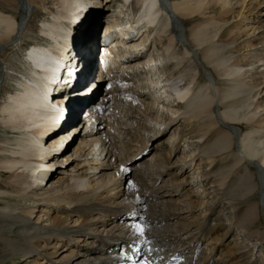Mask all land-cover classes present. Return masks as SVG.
Listing matches in <instances>:
<instances>
[{
  "label": "rangeland",
  "instance_id": "rangeland-1",
  "mask_svg": "<svg viewBox=\"0 0 264 264\" xmlns=\"http://www.w3.org/2000/svg\"><path fill=\"white\" fill-rule=\"evenodd\" d=\"M166 1L169 4H171L172 2L179 0H166ZM68 2H69V7L68 9H66L65 2H63L62 0H41V1L35 0L32 6H30V8L33 9L34 11L33 16L28 18L29 20H27L23 31H21L22 33L20 35L17 34V36H15L13 40L9 39L5 42H0V47H1L0 107L1 105H3L8 101V97L11 93H14L16 90L19 89L18 80L22 79V75L19 76L18 74H25L29 68V65L25 63V58H24L28 49H30L36 43H45V44L50 43V40L43 35L40 29L43 20L45 19L50 20L52 18V14L51 13L49 14L48 12H52L55 14L65 12L63 23L67 31L71 29L72 35L73 37H75L77 30L80 29L81 27L87 30L92 26V23L89 25L86 24V18H88L90 14L92 16H95L96 19L93 23L95 24V26L97 25L100 28L102 24H106L107 18H110L109 17L110 14L115 15V11L117 10V7L121 2H123V0H68ZM131 2H132L131 8L133 9L132 11L135 12L139 6V0H132ZM210 7H214L215 8L214 11L205 12L204 16L201 17L202 19L198 22L192 21L190 19L189 23L186 24L184 23V19L182 17L180 18L179 22H181L183 38H178V36L176 37L174 33L171 34L169 32H165L162 35L160 33L161 30L158 29L159 27L152 28L151 35L153 36L152 38L154 41L151 43L150 52L148 54H146L145 52V54L147 55L146 57L148 56L150 58L151 56L155 57L156 65L161 63L162 59L164 60L165 64L162 67L159 68L157 67L155 69L153 68L152 70L151 69L149 70L147 68V69H141L138 73H133V72L132 73L128 72V73L129 75H131V77L135 81V84H137L138 86V87L135 86V88L136 89L139 88L143 90L147 96H150L149 94L153 92V98L143 97L142 99L139 100L140 102L137 100L136 102H134L133 100H131L133 97L130 98L129 94L127 93L123 94L120 91V85L117 82H115L114 80L112 81L110 79L109 81L108 78H103V80L105 81H103L102 83L100 79L101 82L100 87L95 91L96 99L99 98L98 99L99 101L97 102L96 106H98L99 108L103 104L102 106L104 107V110L103 113L102 111L99 114L94 113V117L92 120L94 122L92 126H98V123L101 121L100 130H102V134L97 133L94 136L85 135L86 133H88V130H85L87 126V122L84 121L87 118H90L89 116L90 111L93 112V111H97L98 109L97 107H94L95 108L94 110V108L91 107L89 111L87 109L86 112L82 114V117L79 121L73 124V126H75L81 123L78 132H76L75 136L69 142L70 144L68 147L69 150L67 148L62 153H66L67 151L69 152V154H71V152L74 151V148L78 146L79 141L83 137L87 136L86 139L90 140L92 137L99 136L100 134L106 135L104 140L107 141V148L102 149L104 146H102L101 143L103 142L101 143L99 142L98 145L96 146V149L99 148V152H97L96 154L94 153L84 156L74 155L68 157V159L66 157L64 159V164H62L61 166H59V164L57 166H53L54 170L51 172L52 177H54L55 175H61L68 179H70L72 175L91 177L92 183L90 184L94 187L95 190L91 189L93 188L92 186L87 189L86 188L79 189V191L82 193L83 201L79 200L77 197L74 198L73 196L72 198L73 204L67 205L68 212L58 211V208L54 209L51 206L53 205L54 201L47 202V201L39 200L36 203H32L31 201H29L31 197L30 198L27 197L28 199L26 198L22 202L17 201V204H15L14 202L13 204H15V206L20 209V210L18 209L16 212L18 214L20 213L19 214L20 217H23L27 220V223H23V221H21L22 222L21 224L22 225L24 224L25 226L27 225L26 227H29L27 229L25 228L28 232L30 233L36 232L34 231L36 229H32L31 226L36 228L43 227V230L52 229L53 231H55L56 229L58 230L62 229L64 231V229L66 228L65 229L66 232L69 231V234L71 235L69 236L72 237L73 239L72 240L73 242H71V244L68 245L69 247H74L76 246L78 239L74 241L75 239L74 237H76V235H73L74 232L72 231L77 229L87 231L86 233L89 234L90 237L92 236L95 237L99 235L101 236V240H110L109 238L112 237L113 233L117 229L118 230L121 229V231L120 230L117 231L115 235L121 234L124 237L127 236L128 238L126 237V239H131V240L133 239L134 244H139L137 241H135L136 239H138V237H135L136 235L144 236L147 233H149L150 230L152 231L156 229L154 231L155 235H150L147 237L151 238V236L152 237L157 236L159 239H153L152 240L153 243L151 242L152 244L151 243L149 244L150 248H147L146 251H153L154 249L157 250L159 248L157 251L158 252L161 251V255H165L166 253H172V249H174V247L172 248L171 245L177 243L179 239H181V241L178 242L177 244L187 239H191V244H193L194 246L190 248L191 252L187 253L188 250H185V252L183 253V257L185 258L184 260L182 259L183 262L181 261L183 264L185 263L188 264V261L189 264L192 263V261L199 264H215V262L217 261L218 264H234L233 261H229L231 257L229 256L230 254L228 250L229 248L232 249V246L236 241L241 242L242 240H244L245 242L249 243L250 249L246 248V252L248 251L247 256L249 257V259L251 257V260L253 261L252 264H264V243H262L261 241L258 242L257 239H255L254 237H250V235L246 233L247 232L246 228L239 225L238 223L240 216L236 217V214L239 210L240 203L238 202L239 198L238 199L235 198L236 190H234L232 186L228 188L226 184L218 186V184H221L222 176L227 175V179H229L228 177L232 176V174H234L237 171L241 172L237 174L238 177L243 175L244 172L247 173V171H251V173H253L254 182L257 183L260 181L257 175V170L255 168L256 167L255 164L257 163L260 164L259 163L260 160L257 158L247 157L245 152L243 151V147L240 142L244 130L239 125L230 124V122L225 119L224 113L221 109V99L219 98L220 91L225 87L228 88L231 87L232 91H235V89L236 90L240 89V87L237 84L236 80L234 79H231L230 81L227 80L226 79L227 77L225 78V76L220 74L221 71H219L220 73H217V71L213 69V66L211 64L205 62L202 55L203 52L201 51L203 50L204 45L201 46L196 45L189 31L190 27H192L196 23L203 21V18L219 21L218 22V24L220 25L219 27L220 29L218 33L219 37L217 35L213 39V42L216 43V45H221L222 47H225V49L229 51L227 52V56H226L228 59L227 66L235 65V64H242V65L245 64V66L241 70L242 73L244 70L251 69L254 66V64L255 66L262 64V62L255 63V61L256 59L258 60L259 57H262L264 55V27L262 26L264 24V0H205V11ZM157 9L159 13L162 11L160 13L161 16L160 22H164L165 20H167L168 17L166 13H164V11L161 10L159 7H157ZM0 11L4 13L12 14L17 17L18 4L15 2V0H9V2L6 0H0ZM224 11L227 12L226 13L227 22L222 19V14L225 13ZM124 17H122L123 20H125ZM126 24H128V21ZM170 25H172V23ZM171 27H173V25ZM171 27L169 26L168 28L171 29ZM156 29L158 30V32ZM140 30L141 29H138V32H140ZM170 31L174 32L173 28ZM128 32L129 35H132V32L130 30H128ZM124 35L127 34L124 33ZM233 36H235L237 40H235ZM71 40H72L71 35L69 34V39L66 42V47H68L71 44ZM77 40L78 38L75 41V45L77 44ZM155 41L157 46H155ZM170 41L173 42V45L172 47H170V49H168V44L170 43ZM18 42L19 44H17ZM16 44L17 46L13 47ZM70 48H73V42L70 45ZM79 49H80V45H77L75 50H79ZM81 52L82 53L86 52V48L84 46L81 49ZM89 53L90 52H88V54ZM152 53L154 54V56L152 55ZM182 59L185 60L186 62L185 66L187 70L183 71L181 74L174 75L175 67H176L175 65L179 60ZM71 63L72 62L68 60V62H66L65 65H63V68H65L64 70L70 67ZM79 63L81 65V60L79 61ZM183 64L182 67L180 66L181 69L184 68ZM186 64H189L190 66L189 69ZM156 65H152V66L155 67ZM80 67L81 66H79V68ZM259 69H262L261 71H263L264 64ZM82 71L84 74L87 73L84 70ZM118 71H120L119 75L123 74V72L120 69L117 70V74ZM57 72H58V65L55 70V76ZM251 72L252 71H250L248 74H250ZM62 76L70 77L68 74H64V72L62 73ZM91 76L95 78L94 73L91 74ZM201 77H205L206 79H208L209 82L206 86H201L200 83H204V81H201ZM159 78H162L161 82H163L161 84V87L155 86V82H157ZM169 78H172L173 82L175 81V83L176 82L181 83L182 86L186 84V86L190 87L187 101L190 100L192 96L193 97L196 96L195 93L198 92L199 90L198 88H202L204 91L207 92V94L213 96L214 102L211 105L215 109L214 113L212 114V117L217 120V125H215V127H220L224 129V131L228 132L230 136L233 137L232 143L230 144L229 147L222 149L221 152L211 151L210 149L208 150V144H210V140L207 141L205 139H198V138L192 139L189 137L190 132L198 123L200 117L194 118L193 113L190 112L192 108L191 101L189 102L183 101L179 107L174 106L173 108H169L168 106L165 105L166 101H164V98L167 99L170 94H173L172 96L174 97L176 94L174 91H171L172 87H170L167 83V80H165ZM254 78L255 76L246 79L244 86L246 87L248 93L246 92L245 94H243L244 97H246L248 103L250 102V104L248 105L247 108L244 109V111L246 114L248 113L252 117L250 119L248 118L245 120L243 119L241 120V122L243 123L249 122L251 124L257 121L256 123H254L257 126L252 124L253 126H256L255 128L258 129L257 131H255V133L264 135V122H262L261 124H257L259 123V120L261 121L264 119V100H263L264 83L259 86L257 85L258 81L264 82V77L263 78L259 77L257 78V80L256 79L254 80ZM183 81H185L184 84ZM190 81H192V83ZM88 82L89 81L84 82L81 88L85 87L88 84ZM77 86L78 85L76 83L75 87L77 88ZM94 90L95 88H93V91ZM93 91L89 99L95 98ZM260 91L262 92L259 93ZM167 94L169 95L166 96ZM71 95L69 96V99ZM172 96H170L169 98H171ZM101 100L102 101L106 100V101H103L102 103ZM154 100H157V102H155ZM79 102L80 101L78 100L75 101V99L72 98L71 101L69 102L70 104H68L65 107V109L68 108L66 109L68 113H71L73 110H78L77 107H80L82 105V103L80 104ZM147 102H149L150 104L152 102H155L154 111H150L149 107H147V109L143 107V106H147L145 105L147 104ZM139 107H142V109L139 110ZM156 109H158L159 112L156 111ZM87 111L89 113H87ZM175 112H177L176 115H172ZM239 114L243 115V113L240 111ZM177 116H179L178 119L180 120L178 121L177 119L176 124H174L168 130L161 132L162 133L161 135L159 136L156 135L155 132L159 128L165 127L166 125L165 123L169 121L171 117H177ZM205 116L208 115L206 114ZM7 125L8 123L5 114L0 115V150H3V152L2 151L0 152V156L1 155L10 156L11 152L16 150V146H17L16 143L21 139V137L23 136L25 137V134L24 135L20 134L22 133L23 130L21 131L17 129L14 132ZM55 126L53 127V129L55 128ZM31 131H32L31 128L28 129L27 133L29 135L27 136L32 137L33 135H35L32 134ZM127 131L129 134H127ZM57 133L58 132H54L52 136L56 135ZM49 137L50 136L46 137L45 142L47 145H49L51 142L48 141L50 139ZM216 139L217 138H214L213 140H211V142H213ZM38 140L40 141L41 139L38 138ZM163 141H165V143H162ZM108 143H111V145ZM238 145H240L242 149H240ZM262 146H264V139L262 141ZM58 147L59 146H57V148ZM89 147L90 149H92L93 145L92 146L88 145L86 148L88 149ZM170 148H172V152L175 155L173 154L171 156L169 160L170 164L168 165L167 168H164V170L159 169L160 167L157 164V161H159L160 155L168 154ZM108 149L110 150L113 149L112 151L113 156L111 158L110 156L112 155V153L106 155ZM4 150L6 152H4ZM101 151L102 154L100 155ZM60 154H54L52 157H56L57 155ZM230 155H234L235 157H240V158L242 157V159L238 160V164L236 165L235 168L233 166L232 169H223L224 165H222V162L220 161L223 160L224 158L225 159L227 158L228 160L235 158ZM52 157L49 155V157L46 158L45 161H43L42 168H40L41 175H45L44 174L45 171H43L44 170L43 165H47V162L51 160L50 158ZM92 157L98 158L99 160L98 161L93 160ZM10 158H15V157H10ZM16 159H18V157ZM61 159L62 158H60V160ZM101 162H103L104 164L101 165L100 164ZM76 163H78L79 165L75 167ZM141 164L143 165V167L140 170H137L138 165L141 166ZM94 165L98 166V168H96L95 170L91 169V167ZM48 166L49 165H47L46 167ZM261 167L264 170V165H262ZM40 169L39 171H37L38 173L36 172V175L40 174ZM20 170H23V168ZM62 170H65L64 173H60V171ZM221 170L224 171L222 172ZM0 175H1L0 183L1 181H5V180L9 182L12 181L15 183L19 182L17 179H8L9 177L7 175L4 176L2 174ZM122 178L123 180L121 182L120 179ZM27 180L28 182H32L31 179H27ZM45 180H46L45 176H42V183L40 187L44 186V188L43 190L37 191L38 196L42 197L41 196L42 192L49 190H51L50 196H57L59 192L52 190L51 187L49 188L50 185L49 183L45 186L44 185ZM237 182H239V178L237 179ZM133 183L137 185L135 186ZM109 184H111L112 187L113 186L115 187V188L113 187L114 189H112L111 192H107L104 189L106 186H109ZM261 184L263 190L259 192V199H260L259 203L262 206V204H264V202H262V197H264V183L262 180H261ZM124 185L126 186V190L129 189L126 193V197L129 195L130 200L134 195L136 196L137 194H141V192H143L142 195L143 197L146 196V198L143 201L146 200L147 201L143 202V206L149 205V209H145L146 211L144 209H137V211L135 210V212L134 210H131L132 212L137 213V215H140V213L141 214L144 213V214L141 217L135 215L137 219L135 218L131 219V221H133L134 223L131 221L128 222L130 228L131 225L134 226V224L136 223L139 227L141 226H145L146 228L151 227L150 230L147 229L144 230L142 234H140L141 233L140 231L138 233V231H136L135 229H132L133 231L130 230V232H128L129 226L128 224H124L125 219L123 222L119 221L120 223L115 222L113 224H111L113 220L112 221L108 220L109 222L111 221V223L108 222L109 225L106 224L107 223L106 220L110 219L107 216V212H104L106 211V208L110 207L109 209H107V211L116 210L117 208L116 204L120 203L119 205H121L122 207H124L125 205L124 202L125 200H123V197H125V195L121 196L124 191ZM0 189H1L0 191H2L3 188L0 187ZM60 191L63 194L67 193L68 195L72 194L71 192H73L72 189L64 190L66 192H63V190ZM92 192L94 193L92 194ZM33 194L36 195V193ZM9 196L11 195L9 194ZM3 200L4 198L0 194V201H1L0 205L4 201H7L8 197L4 201ZM133 204H135V202H132L131 205ZM29 205L30 206L35 205V211L32 215L25 214L24 211ZM97 207L98 209H96ZM263 207L264 205L262 206V208ZM76 208L80 209V211H78L76 214L74 213L71 214L69 212ZM177 208H180L179 212H181L180 217H178L179 219L174 221L172 219L167 220L168 224L172 222L171 226L169 224L170 230L165 231L164 227L162 228V230L157 229L156 224H153L152 222L154 221V219H152L154 214L158 213L157 214L158 216L159 215L164 216V213L176 212V210H178ZM262 210L264 211V209ZM149 212H151L150 216H144L147 215V213ZM9 214L11 216L14 215V213H9V212L5 213L4 216L2 214L0 215L1 216L0 233L2 234V236L4 234L5 236L12 238H14V235L16 238L18 237L20 238V236L21 237L24 236L22 235L23 233L21 234L22 232L21 224L18 222L15 223L16 218H12ZM55 216H60L61 219L68 220V222L64 224L65 227L59 224L53 225L51 224L50 220L46 221L47 219H51V220L54 219ZM139 218L142 220H140ZM144 219H146L148 223ZM155 219H157V216ZM6 220L7 221L9 220L11 222H7ZM75 220L78 221L75 223ZM177 222H180L179 225L177 224ZM93 223L95 224L90 225ZM220 223L221 225H218ZM115 224L116 225L119 224L120 228L119 227L114 228L116 226ZM164 225L165 224H163L162 226ZM217 225L220 226L217 227L218 230L217 231H215V229L212 230V227L213 226L216 227ZM261 226H263L264 228V225H260L256 227H261ZM124 227H126V230L123 231L122 229ZM172 227L175 228L174 230L176 232L171 231ZM208 228H211V230L210 229L208 230ZM228 230H230V236L228 238L223 239L221 244H217L215 248H213L212 254H210L211 252L210 250L212 248L210 245L211 243L213 244V242L210 240H212V238L214 237L213 235L219 231L221 233H226ZM92 231H94L95 233H92ZM174 232L178 236L180 235L179 239L177 238L173 239L175 237L174 235H176ZM200 235L201 238H199ZM87 236L88 235H86V237ZM206 237L207 238L209 237L208 241ZM168 238L169 240L166 241V239ZM51 241L52 242L48 246L50 248H48L47 252L50 254L51 256L50 258L54 262L60 260L62 256L70 253V250H63L62 254H60V252L62 251L60 247L65 243V241L62 242V240H59L57 246H54L55 243H57V239L52 240L51 238ZM5 242H7V239H4L3 237L0 236V264L3 263L4 264L5 263L6 264L8 263L38 264L34 260V258L25 260L20 255L17 257V255H15L14 252L9 254L6 251L8 247H6L7 243ZM110 242L112 244L114 241L111 240ZM94 244L98 245L99 243L96 242ZM79 246L80 248H75V249L76 250L86 249L88 246H92V244L88 245L85 242H81ZM199 246L202 247V252L201 254L199 253L198 255L196 252H194V250L196 249L198 251ZM105 247L104 246L102 247V250L105 253L103 252L101 253V251L99 250H96L95 253L99 255V257H103V258L107 257L106 255H109V257L110 256L115 257V255L118 256L124 255L122 254V252H114V251L108 254V252L106 253L107 250H105ZM193 248L195 249L193 250ZM137 249H140V245H137ZM205 250H208V254H210L207 260H204ZM194 254H196L195 257ZM120 257L123 258L125 256H120ZM259 257H261L262 260ZM45 260L47 261V259ZM38 261L39 263L41 261L45 262L43 260H38Z\"/></svg>",
  "mask_w": 264,
  "mask_h": 264
},
{
  "label": "bare ground",
  "instance_id": "bare-ground-1",
  "mask_svg": "<svg viewBox=\"0 0 264 264\" xmlns=\"http://www.w3.org/2000/svg\"><path fill=\"white\" fill-rule=\"evenodd\" d=\"M6 1L9 2V0H6ZM62 1L65 2V8L68 9V7H69L68 0H62ZM131 1L132 0H123V2H121L119 4V6L117 7V10L116 9H115L116 11L114 10L115 15L110 14V16H109L110 18H107L106 24L102 25L100 27V30H99V27L97 25L95 26V24L93 23L96 19L95 16H92L90 14L89 17L86 18V24L89 25L92 23V26L87 30H85L84 28L81 27L80 29L77 30L75 37H73L71 29L69 31H67V29L63 23V19L65 17V12H61V13H57V14L52 13V12H48L49 14L50 13L52 14V18L50 20L45 19L42 21L41 28H40L41 32L43 33V35L46 38H48L50 40V43L49 44L36 43L34 46H32L30 49H28L24 58H25V63L29 65V68L25 74H18L19 76L22 75L21 80L17 79L19 89L16 90L14 93H11L8 97V101L6 103H4L3 105H1V107H0V115L5 114V117H6V120L8 123L7 126L14 132L17 129H19L21 131L23 130L22 133H20V134L21 135L25 134V137L24 136L21 137V139L16 143V145H17L16 150L12 151L10 156H2V155L0 156V174H2L3 176L7 175L9 177L8 179H17L19 181L17 183L12 182V181L9 182L6 180L1 181L0 187H2L3 189H2V191H0V194L2 195L4 200L7 197H8V200L7 201L3 200L4 202L2 201L3 202L2 204H4V205H2V204H1L2 206L0 205L1 206L0 207L1 208L0 215L2 214L4 216V214L8 213V212L14 213L13 216H11L10 214L9 215L12 218H16L15 223L18 222L21 224L22 223L21 221H23V223H27V220L23 217H20V215H19L20 213L18 214L16 212L19 208L15 206V204H17V201L22 202L27 197H29V198L31 197L29 199V201H31L32 203H36L39 200L47 201V202L54 201L53 205H51V206L54 209L58 208V211H64L65 212L68 210L67 205L73 204L72 203L73 196H74V198L77 197L79 200L83 201V198H82L83 196H82V193L79 191V189H81V188L87 189V188L92 186L90 184V183H92L91 177H88V176L72 175L71 178L68 179V178L61 176V175H55L54 177H52V175L50 174L44 185L46 186L49 183L50 184L49 188L51 187L52 190L58 191L59 194L57 193L58 194L57 196H50L51 190H49V191L42 192V194H41L42 197H39L38 192H37L38 190H43V188H44L43 185H42L43 187H40V185L42 183V176H45V175H41V169L40 168H42L43 161H45L46 158L49 157V155H48L49 151L56 146V143L62 145L64 142H66V143L70 142L72 138L69 135H67L66 137H63V136L65 135V133L72 134L74 131L78 132L79 127L81 125V123H79L75 126H73V125L70 126L71 124L74 123L73 120L77 119L78 110H73L71 113H68L66 110L68 108H66V109L58 108L59 107L58 103L56 101H50L51 95L48 93L49 89H50V92L54 91L55 84H58V85L63 84L62 81H63L64 77L62 76V73L64 72V74H67V73H65L66 70L63 69V65H65V63L68 62V60L74 64L73 66H75L77 63H79V61L81 60V63H85L84 66H81L82 69L84 71H86L87 73L88 72L91 74L94 73L95 74L94 79H96V80L98 78H99V80L101 79V81L103 80V78H108L112 81L114 80L115 82H117L120 85V91L123 94H125V93L129 94L130 98L133 97L131 100H133L134 102H136V100L139 101L143 97H146V98L152 97L153 98V92L150 91L151 92L149 94L150 96H147L143 90H141L139 88L138 89L135 88V86L136 87H138V86H137V84H135L134 79L131 77V75H129V73L127 71V69L129 67L135 73H138L141 69H147L148 68L149 70L150 69L152 70L153 68L155 69L157 67L158 68L160 67L158 64L156 65V63H155L156 58L155 57H152V56H151V58L149 56L146 57L147 55L145 54V52H143L145 50V47L149 44L150 40L152 39V42L154 41L152 38L153 36L151 35L152 34V28L153 27H156V28L159 27L158 29L161 30L160 33L162 35L165 32H169L171 34L174 33L176 37L178 36V38H183L182 29H181V22H179L181 17L184 19V23H186V24L189 23L190 19L192 21L198 22L202 19L201 17L204 16L205 12H209V11L213 12L215 9L214 7H210L205 11V0H179V1H174L171 4H169L166 0H139L138 9L135 12H133L132 11L133 9L131 8V3H132ZM15 2L18 4L17 17L12 15V14L4 13V12L0 11V42H5L9 39L13 40L15 38V36H17V34L20 35L22 33L21 31H23V29L26 25L27 20H29L28 18L33 16L34 11H33V9L30 8V6H32V4L35 2V0H15ZM157 7H159L161 10H163L164 13H166V15L168 17V18L166 17L167 20H165L164 22H160V19H161L160 13L162 11L159 13ZM96 8H98V7H96ZM226 13L227 12L222 14V19L227 22ZM124 15H125V17H124ZM91 17H93V18H91ZM122 17H124L125 20H123ZM130 20H132V21H130ZM127 21H128V24H126ZM218 22L219 21L203 18V21L196 23L195 25L190 27L189 31H190L191 37L195 41L196 45H199V46L204 45L203 50H201V51L203 52L202 55H203L205 62L208 64H211L213 66V69L215 71H217V73H220L219 71H221L220 74L225 76V78L227 77L226 78L227 80L230 81L231 79H234V80H236L237 84L239 85L240 89H237V90L235 89V91H232L231 87H229V88L225 87L220 91V97L219 98L221 99V109L224 113L225 119L227 121H229L230 124L239 125L244 130V132L241 136L240 142L242 144L243 151L245 152L246 156L249 158L259 159L260 160L259 163L261 164V165L255 164V166H256L255 168L257 170V175H258V178L260 180L259 182L255 183L254 179H253V173H251V171H247V169H246L247 173L244 172L243 175L238 177L237 174H239L241 172L237 171L234 174H232V176H230L231 178L228 177L230 180L227 179V175L222 176L221 177V184H218V186L226 184L228 188L230 186H232L234 188V190H236V193H235L236 197L235 198L236 199L239 198L238 202L240 203L239 210L236 214V217L240 216L239 221H238L239 225L246 228V231H247L246 233L248 235H250V237H254L255 239H257L258 242L261 241L262 243H264V228H263V226L256 227V226L264 225V211L262 210V209H264V207L262 208V206L264 204H262V206H261L259 203V200H260L259 199V192L263 190L262 186H261L262 185L261 180L264 183V178H263L264 172L261 171V168H262L261 166L264 165V146H262V141L264 139V135L255 133V131H257L258 129L255 128L257 125L254 123H256L257 121L253 122L251 124L249 122H246V123L241 122V120H243V119L244 120L247 118L250 119L252 117L248 113L246 114L244 111V109L247 108L248 105L250 104V102L248 103L246 97H244V95H243L247 92V89L244 86V83H245L246 79H248L252 76H255L254 80L255 79L257 80V78H259V77L260 78L264 77V70L261 71L262 69H259L264 64V55L262 57H259L258 60L256 59V61H255V63H257V62L261 63L262 62V64H259L256 66L254 64V66L251 69L244 70L242 73H241V70L245 66V64L244 65L235 64V65L227 66L228 59L226 56H227V52H229V51L226 50L225 47H222L221 45H216V43L213 42V39L219 33L220 25L218 24ZM171 23H172L173 27H171L172 26V25H170ZM169 26L171 27V29L173 28L174 32L170 31L171 29L168 28ZM262 26L264 27V24ZM116 29H118V30H116ZM138 29H141L140 32H138ZM167 29H168V31H167ZM97 30L100 31V35L102 33H104V35H105V33L107 34L108 32H110L112 34L113 33L116 34V37H115V40L113 41L112 46H114L116 48V46L120 45L122 47L121 56H123V58H125L126 61H123V63H119V61L117 60L118 58H114V57L106 58V56H109V54L106 52L109 51L111 53V52H113L112 49H110V50L103 49L102 50V47H104V46H102L99 50L97 49V46H98V43L96 41V39H97L96 36L98 33ZM128 30H130L132 32L131 38H129V39H128V37H126L127 35H129ZM157 32H158V30H157ZM124 33L127 35H124ZM69 34L71 35V39H72L71 44L73 42V48H70L71 44L68 47H66V42L69 39ZM218 37H219V35H218ZM233 37L235 40H237V38L235 36H233ZM77 38H78L77 44L75 45V41ZM17 44H19V42ZM17 44L14 45L13 47H16ZM77 45L84 46L86 48V52H85V53H87L86 58L83 54H80L78 56H74V53L77 51V50H75ZM172 45H173V42L170 41V43L168 44V49H170V47H172ZM131 46H133V47H131ZM155 46H157L156 41H155ZM0 49H1V47H0ZM137 49H138V51H137ZM88 52H90V56L88 55ZM97 52H98V54H97ZM96 54H97V63H98L97 67L100 66L99 76H96V72H98V70H96L95 72L92 71L93 70L92 66L94 64L93 58ZM82 55L84 56L85 59L79 58ZM152 55L154 56L153 53H152ZM82 60H84V61H82ZM161 63H162V61H161ZM185 63L186 62L183 59L179 60L177 62V64L175 65L176 67H175V74L174 75L181 74L183 71L187 70ZM182 64L184 65L183 69L180 68V66L182 67ZM57 65H58V72L56 73V76H55V70L57 68ZM152 65H156V66L153 67ZM186 65L189 69L190 68L189 64H186ZM140 66H142V68H140ZM144 66H146L147 68H144ZM115 69H116V74H117V70L120 69L121 71H123L124 75L123 76H121V75L118 76V74L113 75V76L108 75L109 72H112ZM250 71H252L253 73L251 72L250 74H248ZM67 78L68 77H65V79H67ZM73 79L75 80V77ZM192 79H194V78H192ZM198 79H200V78H198ZM161 80H162V78H159L158 81L155 82V86L161 87V84L163 83V82H161ZM165 80H167L168 85L170 87H172L171 91H174L176 93L174 97L172 96L173 94H170V95L167 94L166 95V96L169 95V97L170 96H172V97L171 98L168 97L167 99L164 98V101H166L165 105L168 106L169 108H173L174 106L179 107L183 101H187L188 92H189L190 87L186 86V84L182 86L181 83H177V82L175 83V81L173 82L172 78L165 79ZM192 81H190V82L192 83ZM201 81H204V83H200L201 86H206L209 82L208 79H206L205 77H201ZM263 83H264L263 81L262 82L258 81L257 85L259 86ZM99 84H101V82H99ZM99 84L97 85L98 87L100 86ZM97 86H96V88H97ZM201 86H199V87H201ZM66 87H67V89H70L71 87H75V83L74 82L69 83L68 86H65V89H66ZM154 89H155V87H154ZM198 89H199L198 92L195 93L196 96L195 97L192 96L191 99L187 101V102L191 101V103H192V108H191L190 112L193 113V117L194 118L200 117V119L198 120V123L195 125V127L190 132L189 137L192 139L198 138V139H205L207 141L210 140V144H208V150L210 149L211 151L221 152L222 149L230 146V144L232 143L233 137L230 136V134L228 132L224 131V129H222L220 127H215V125H217V120L212 117V114L214 113L215 109L211 105L214 102L213 96L207 94V92L204 91L202 88H198ZM92 91H93V88H91V87L85 88V89H76L74 92H71L72 93L71 96H72V98L75 99V101L78 100V101H80L79 103L80 104L82 103V105H83L87 101L91 100V99H89V97H90ZM262 91H260L259 93H261ZM64 93H66V91ZM57 97L61 101L62 96H57ZM72 98L70 97V99H69V97H68L69 102L71 101ZM107 98H106V100H107ZM106 100H104V101H106ZM154 101L157 102V100H154ZM69 102H68V104H69ZM155 102H152L151 104L149 102H147V104H145L147 106H143V107H145L146 109H147V107H149L150 111H154ZM102 103H103V101H102ZM64 104H65L64 101L59 102L60 106H63ZM260 104H261V101H260ZM95 106L96 105H94V106L92 105V107H95ZM157 106H158V104H157ZM96 107L98 108V106H96ZM140 109H142V107H139V110ZM94 110H95V108H94ZM156 111L159 112L158 109H156ZM239 111L242 112L243 115H240ZM87 113H89V112H87ZM94 113H98V114L101 113V109H99L97 111H93V112L90 111V114H89L90 118H87L84 121V122H87V126H86L85 130H88V133H86L85 135L94 136L97 133L102 134V130H100L101 129V125H100L101 121L98 123V126H92V124L94 122V121H92L93 117H94ZM176 113L177 112L173 113L172 115H176ZM206 114L208 116H205ZM95 117H96V115H95ZM178 117L179 116L171 117V119H169V121H167L165 123L166 124L165 127L159 128L155 132L156 135L157 136L161 135L162 134L161 132L168 130L174 124H176ZM179 120L180 119H178V121ZM55 122L58 124H56ZM62 122H64V123L66 122L64 126H61ZM71 122H73V123H71ZM262 122H264V119L261 121L259 120V123H257V124H261ZM55 124H56V126H55ZM252 124H254L256 126H253ZM54 126H55V128L53 129ZM30 128L32 129L31 133L35 134L32 137L27 136V135H29L27 132H28V129H30ZM57 129H58V131H57ZM81 131H82V129H81ZM54 132H58V133L56 135L52 136V134ZM101 134L99 136L92 137L90 140L86 139L87 136L83 137L79 141L78 146H76L75 148L73 147L74 151L72 149L73 152H71V154H69V152L66 151V153H62V154L59 153L60 155H57V156L55 155L57 158L56 157L50 158L51 160H49L47 162V165H49L48 168H50V166H56L58 164H59V166H61L62 164H64V159L66 157L68 159V157L74 156V155L84 156V155H90V154H94V153L96 154L97 152H99V148L96 149V146L98 145L99 142L100 143L103 142V143H101V145L104 146L102 149H106L107 148V141L104 140L106 135H101ZM127 134H129L128 131H127ZM48 136H50L49 137L50 139L48 141H51L49 145H47L45 142L46 137H48ZM38 138H40L41 140L39 141ZM185 138H186V136H185ZM214 138H217V139L214 140L213 142H211V140H213ZM162 143H165V141H163ZM108 144L111 145V143H108ZM88 145H91V146L93 145V148L90 149V147H89L87 149L86 147ZM108 147H109V145H108ZM112 148H114V147H112ZM5 150H4V152H6ZM58 150H59L58 148H55L53 153L58 151ZM68 150H69V148H68ZM1 151L3 152V150H0V152ZM112 151H113V149H111V150L108 149L106 155L111 154ZM101 154H102V151L100 152V155ZM135 154H137V153H135ZM173 154L174 153L172 152V148H170L168 154H161L160 155L159 161H157V164L160 167L159 169L164 170V168L168 167V165L170 164L169 160ZM112 156H113V153L110 156V158ZM230 156L235 157L234 155H230ZM10 157H15V158H10ZM17 157H18V159H16ZM60 158H62V159L60 160ZM133 158H134V156H133ZM92 159L97 160V161L99 160L98 158H94V157H92ZM100 159H102V158H100ZM241 159H242V157L241 158L235 157L234 159H231L232 160L231 161V160H228L227 158L226 159L224 158L220 162H222V165H224L223 169H232L233 166H234V168L236 167V165L238 164V160H241ZM100 164L102 165L104 163L101 162ZM47 165H43V169H44L43 171H46L45 169H48L46 167ZM78 165L79 164L76 163L75 167ZM142 167H143L142 164H141V166L138 165L137 170H140ZM22 168H23V170H20ZM96 168H98L97 165H94L91 167V169H94V170ZM245 168H247V167H245ZM39 169H40V174L36 175V172L39 171ZM64 171L65 170H62V171H60V173H64ZM238 178H239V182H237ZM27 179H31L32 182H28ZM122 180H123V178L120 179L121 182H122ZM43 181H44V179H43ZM133 184L135 186L137 185L135 183H133ZM113 185H115V184H113ZM121 186H122V184H121ZM106 187H107V189H106ZM106 187L104 189L107 192H111V190L115 188L114 186H113L114 187L113 188L111 184H109V186H106ZM260 188H261V190H260ZM66 189L67 190L72 189L73 190V192H71L72 194L68 195L67 193H65V194H67V195H65L60 191V190H63V192H66V191H64ZM91 189H94V187ZM91 189H90V192H91ZM128 190L129 189L126 190V186L124 185V191H123L122 195L119 194L121 196L125 195V197H123V200H125L124 201L125 202L124 207H122L121 205H119L120 203H118V204H116V207H117L116 210H108L107 211V209L110 208V207L109 208L107 207L106 211H104V212H107V216L110 218L107 220L105 219L107 221L106 224L109 225V223H111L112 220L113 221L111 224H113L115 222L120 223V222H123L124 219H125L124 224H128V222H130L131 219H133L135 217V215H137V213H134L135 210L137 211V209H144V210L149 209V205L143 206V202L147 201V200L143 201L146 198V196H144V197L142 196L143 192H141V194H137L136 196L134 195L132 197V199L130 200L129 195L126 197V193ZM33 193H36V195ZM93 193L94 192H92V194ZM9 194L11 196H9ZM71 195H72V197H71ZM225 195H227V194H225ZM36 196H38L39 199ZM116 196H118V195H116ZM34 197H36V198H34ZM123 200H121V201H123ZM14 202H15V204H13ZM77 202H78V200H77ZM132 202H135V204H133L134 206L131 205ZM215 202H216V200H215ZM0 203H1V201H0ZM41 204H44V203H41ZM164 204H165V202H164ZM93 209H95V208H93ZM96 209H98V207ZM177 209L178 210H176V212L164 213L165 217L162 215L158 216L157 215L158 213L154 214V216L152 217V219H154V221H152V222H153V224H156V228L162 230V228L164 227L165 231L170 230L169 224L171 226L172 222L168 224L167 220L172 219L174 221V220L179 219L178 217H180L181 212H179L180 208H177ZM131 210H134V212H132ZM24 211H25V214L32 215L35 211V205L34 206L33 205L27 206V208ZM78 211H80V209L76 208V209L71 210L69 212L71 214L72 213L76 214ZM92 211H94V210H92ZM139 212H140V210H139ZM154 212H156V211H154ZM150 213L151 212L147 213V215H144V216H150ZM152 213H153V211H152ZM25 214H24V216H25ZM143 214L140 213V215H137V216L141 217V216H143ZM156 216H157V219H155ZM170 216H172V217H170ZM7 217H9V216H7ZM126 217H129V218H126ZM49 220H50L51 224H53V225L59 224L63 227H65L64 224H66V222H68L67 219H61L60 216H55L54 219H52V220L47 219L46 221H49ZM108 220H111V221L109 222ZM144 220L147 222L146 219H144ZM77 221L78 220H75V223ZM7 222H11V221L8 220ZM131 222H133V221H131ZM179 223L180 222H177L178 225H179ZM94 224L95 223L90 224V225H94ZM163 224H165L166 226L165 225L162 226ZM178 225H176V226H178ZM218 225H221V223ZM218 225L216 227H214V226L213 227L210 226V227H212V230L215 229V231H217L218 230L217 227H220ZM26 226L24 224L23 225L21 224V231H22L21 234L23 233L22 235H24V236H22V237L20 236V238L19 237L16 238L15 235H14V238L7 237V236H5V234L2 236L1 233H0L1 234L0 236L3 237L4 239H7V242H5V243H7L6 247H8V249H6V251L9 254L14 252V254L17 255V257L20 255L25 260L30 259V258H34V260L38 264H114V263H117V264H177L179 262V259L183 258V253L185 252V250H188L187 251V253H188L191 250L190 248L194 246L193 244H191V239H187V240L182 241L181 243L177 244L178 242L181 241V239H179L180 235L178 236L175 233L176 231L174 229L176 228V226H175V228L172 227L171 231H175L174 233L177 235V236L174 235L175 237L173 239L177 238L179 240H178V242L176 241L177 243L171 245L172 248L174 247V249H172V252H175V254H168V256H169L168 258L164 257V255H161L160 253H157L158 252L157 250L159 248L157 250L154 249L153 251H150L149 253L145 252V248H148L149 244L152 242L153 239H159L157 236H154V237L151 236V238L147 237L150 235H155L154 231L156 229L151 231L150 230L151 227L146 228L145 226H141L143 228V231L147 229V230H150V232L144 236H142V235H140V236L136 235L135 236V237H138V239H136L135 241H137L140 245V251H138L136 249V247H134V245H133L134 244L133 239L127 240L126 239L127 236L124 237L121 234L115 235V233L119 230L121 231V229H119V230L117 229L113 233L112 237L109 238L110 240H101V236H99V235H97L95 237L94 236L90 237V235L87 234L86 233L87 231H85V230H81V229L73 230L72 231V232H74L73 235H76V237H74L75 238L74 241L76 239H78L77 240L78 244L76 243V246L69 247L68 244H71V242H73L72 241L73 239H72V237H70L71 235L69 234V231L66 232V230H65L66 228L64 229V231L62 229L58 230L56 228H55L56 230L53 231L52 229L43 230V227L36 228V227L31 226L32 229H36V230H34L36 232L30 233L26 230L29 227H26ZM68 226H69V224H68ZM128 226H129V224H128ZM116 227H119V224H117L114 228H116ZM132 229H135L139 233V226L137 225V223L134 224V226L131 225V228L129 226V230L128 229L127 230H128V232H130V230H132ZM209 229L211 230V228H208V230ZM122 230L123 231L126 230V227H124ZM58 231H61V232H58ZM92 233H95V232L92 231ZM140 234H142V233H140ZM86 235H88V236L86 237ZM213 236L214 237L212 238V240H210L213 242V244L211 243V245H210L212 247L210 250L211 251L210 254H212L213 248H215V246L217 244H221L223 239L228 238L230 236V230H228L226 233H221L219 231V232L215 233ZM51 238H52V240L57 239V243H55L54 246L58 245L59 240H62V242L65 241V243L60 247L62 250L60 252V254H62L63 250H70L69 254L62 256L60 260L55 261V262L50 258L51 256L47 252L48 248H50L48 246L52 242ZM199 238H201V235L199 236ZM208 238L206 237L207 241H208ZM111 240L114 241L112 244L110 242ZM167 240H169V238L166 239V241ZM163 241H165V240H163ZM81 242H85L88 245L92 244V246H88L86 249L76 250L75 248H80L79 245L81 244ZM96 242H99V244L95 245L94 243H96ZM126 242L131 243V246L125 245V248H126V251L128 252V254L126 251L122 250V248H121V245L126 244ZM103 246L104 247L106 246L105 248L107 249V251L109 248H111L113 246H114V248L116 246L117 247L119 246V249L122 250V252L124 253V256H126V257L123 259L122 258L120 259L118 257H111L110 259H106V258H109V256L106 255L107 256V257H105L106 260H103L104 259L103 257H99V255H97L95 253L96 250H99L102 253V247ZM246 248L250 249L249 243L245 242L244 240H242L241 242L236 241L233 244L232 249L229 248V250H228V252L230 254L229 256L231 257L229 259V261H233L234 264H252L253 261L251 260V257L249 259V257L247 256L248 251L246 252ZM194 249L195 248H193V250ZM107 251H106V253H107ZM108 252L109 253L113 252V249L111 251H108ZM103 253H105V252L103 251ZM204 254H205L204 260H207L208 256L210 255V254H208V250H205ZM120 256H123V255H120ZM13 258H15V257H13ZM101 258H103V259H101ZM259 258H261V257H259ZM45 259H47V261ZM38 260H43L45 262L41 261L39 263ZM261 260H262V258H261ZM217 262H215V264ZM261 263H263V262H261ZM190 264H199V263H195L192 261V263H190Z\"/></svg>",
  "mask_w": 264,
  "mask_h": 264
},
{
  "label": "snow or ice",
  "instance_id": "snow-or-ice-1",
  "mask_svg": "<svg viewBox=\"0 0 264 264\" xmlns=\"http://www.w3.org/2000/svg\"><path fill=\"white\" fill-rule=\"evenodd\" d=\"M139 231L142 233L143 232V228L142 227H139Z\"/></svg>",
  "mask_w": 264,
  "mask_h": 264
}]
</instances>
